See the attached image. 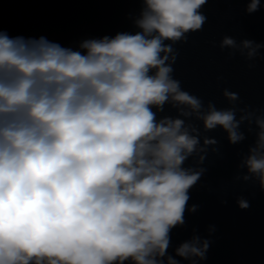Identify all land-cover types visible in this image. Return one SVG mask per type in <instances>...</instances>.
<instances>
[{"label":"clouds","instance_id":"9594fccd","mask_svg":"<svg viewBox=\"0 0 264 264\" xmlns=\"http://www.w3.org/2000/svg\"><path fill=\"white\" fill-rule=\"evenodd\" d=\"M143 2L140 31L85 41L84 53L0 31V264H160L200 178L181 167L199 139L182 119L157 121L153 107L187 106L205 129L244 139L234 110L210 104L200 115L201 100L166 64L165 41L201 29L206 0ZM243 46L254 55L251 41ZM256 123L245 163L264 186V119ZM208 246L194 237L176 251L204 258Z\"/></svg>","mask_w":264,"mask_h":264},{"label":"water","instance_id":"95a60500","mask_svg":"<svg viewBox=\"0 0 264 264\" xmlns=\"http://www.w3.org/2000/svg\"><path fill=\"white\" fill-rule=\"evenodd\" d=\"M250 3L206 0L199 9L206 17L201 29L179 41H165L173 49L166 61L170 76L182 91L201 100L200 115L210 104L234 110L244 139L233 144L222 127L205 129L198 114H182L191 112L187 106L169 101L162 111L153 107L157 121L182 119L189 134L199 139L181 167L199 172L200 178L188 190L184 223L170 230L167 252L157 257L160 264H168L169 257L177 264H264V186L245 163L256 144V121L264 119V0L252 13ZM144 8L143 0H0V31L84 53L80 46L85 41L140 31L135 22ZM225 37L236 47L222 46ZM246 40L256 49L252 56L243 46ZM226 92L237 98L230 100ZM241 201L248 206L241 207ZM194 237L208 242L204 258L177 255Z\"/></svg>","mask_w":264,"mask_h":264}]
</instances>
